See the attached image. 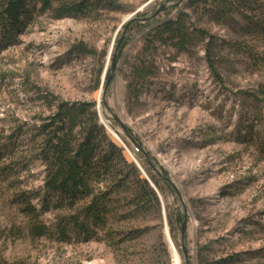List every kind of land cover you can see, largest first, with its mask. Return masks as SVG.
<instances>
[{
    "label": "rangeland",
    "instance_id": "obj_1",
    "mask_svg": "<svg viewBox=\"0 0 264 264\" xmlns=\"http://www.w3.org/2000/svg\"><path fill=\"white\" fill-rule=\"evenodd\" d=\"M117 1L124 11L95 19L38 14L18 42L0 52V144L16 140L13 119L32 123L46 112L25 91L26 78L63 100L92 101L127 147L109 133L127 160L143 168L145 179L152 182L145 163L157 175L160 211L113 223V239L100 231L88 241L73 235L70 241L31 240L10 232L22 216L7 184L0 192V254L19 264H173V243L186 264L181 228L173 233L168 225L171 212L186 216L189 264L224 258L229 264H264V64L256 67L231 51L232 43L250 41L240 29L245 21L238 17L231 27L206 18L199 23L217 37L222 85L204 59L202 43L172 61L176 50L162 47L155 54L157 74L147 81L139 104H132L126 100L128 63L144 47L143 32L127 26L140 18L154 25L174 18L187 0ZM125 38L129 42L117 60ZM81 42L95 54L71 49ZM42 168L30 161L19 186L40 188Z\"/></svg>",
    "mask_w": 264,
    "mask_h": 264
},
{
    "label": "trees",
    "instance_id": "obj_2",
    "mask_svg": "<svg viewBox=\"0 0 264 264\" xmlns=\"http://www.w3.org/2000/svg\"><path fill=\"white\" fill-rule=\"evenodd\" d=\"M124 10L117 0H0V52L17 43L38 14L53 20L95 19L103 12ZM238 17L245 21L240 29L250 41L232 43L231 51L256 67L264 64V0H187L174 18L156 25L141 18L131 22L127 31H142L144 48L128 63L127 102L139 104L147 81L157 74L155 54L162 47L176 50L172 61L179 53L190 52L192 46L202 43L204 59L222 85L224 79L217 70L222 61L217 37L199 23L206 18L215 25L231 27ZM128 42L125 38L118 47L117 60ZM71 49L95 54L82 42L74 43ZM96 79L97 89L99 74ZM23 81L25 91L31 92L32 100L39 101L46 112L39 113L32 123L13 119L16 140L0 144V192L12 185L11 202L22 216L11 233L31 240L55 237L70 241L73 235L88 241L105 231V239H113V223L160 211L156 191L140 169L127 160L124 148L111 138L94 102L66 101L28 78ZM262 95L264 103V89ZM135 140L140 151L141 145ZM30 161L43 165L41 187L33 190L19 186L22 170ZM145 164L152 182L161 190L157 175ZM182 220L181 213H169L168 225L173 233L182 228ZM229 262L224 258L209 264ZM0 264L19 262H10L0 254Z\"/></svg>",
    "mask_w": 264,
    "mask_h": 264
},
{
    "label": "water",
    "instance_id": "obj_3",
    "mask_svg": "<svg viewBox=\"0 0 264 264\" xmlns=\"http://www.w3.org/2000/svg\"><path fill=\"white\" fill-rule=\"evenodd\" d=\"M158 11H159V10H158ZM158 11H157V12H158ZM157 12H156V13H157ZM113 65H114V64H113ZM108 78H109V80H108V82H107L106 85H108L109 82H110L111 79H112L111 76H109ZM106 87H107V86H105V87L103 88V93L105 92ZM97 109H98V112H99L100 122L103 123V124L105 125L106 129L108 130V132H109L111 135H113L115 138H117V139L122 143L123 147H124L125 149H127V147L125 146V144L123 143V141L121 140V138H119L118 135H117L115 132H113V131L111 130V128L109 127V125L104 121V119H103V117H102L101 110H100V108H99V104H98ZM136 164H137V163H136ZM137 166L140 168V170H141L142 172H144V171H143V168L140 167L139 164H137ZM146 178H147V176H146ZM148 181L150 182L151 186H152V187L154 188V190L156 191V194H157V196L160 198V201H162V197H160L159 191L156 189V187H155V185L153 184V182H151L150 180H148ZM181 226H182V228H181L180 241L182 242L183 253H184V256H185L186 264H189L188 256H187V254H186V250H185V241H184L185 234H186V230H187V226H186V216L183 217V220H182V224H181ZM166 228H167V233H168L169 240L171 241V239H170V235H169V231H168V227L166 226Z\"/></svg>",
    "mask_w": 264,
    "mask_h": 264
},
{
    "label": "bare ground",
    "instance_id": "obj_4",
    "mask_svg": "<svg viewBox=\"0 0 264 264\" xmlns=\"http://www.w3.org/2000/svg\"><path fill=\"white\" fill-rule=\"evenodd\" d=\"M167 237H168V233H167ZM169 240V237H168ZM169 242H171L169 240ZM172 243V242H171ZM172 257H173V264H181V256L179 255V253L177 252L176 248L174 247L173 243H172Z\"/></svg>",
    "mask_w": 264,
    "mask_h": 264
},
{
    "label": "built area",
    "instance_id": "obj_5",
    "mask_svg": "<svg viewBox=\"0 0 264 264\" xmlns=\"http://www.w3.org/2000/svg\"><path fill=\"white\" fill-rule=\"evenodd\" d=\"M137 150H138V148H137Z\"/></svg>",
    "mask_w": 264,
    "mask_h": 264
}]
</instances>
